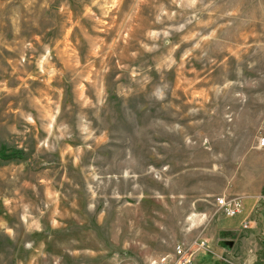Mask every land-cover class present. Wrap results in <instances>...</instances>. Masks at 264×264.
<instances>
[{
	"label": "rangeland",
	"instance_id": "1",
	"mask_svg": "<svg viewBox=\"0 0 264 264\" xmlns=\"http://www.w3.org/2000/svg\"><path fill=\"white\" fill-rule=\"evenodd\" d=\"M187 248L264 264V0H0V264Z\"/></svg>",
	"mask_w": 264,
	"mask_h": 264
},
{
	"label": "built area",
	"instance_id": "2",
	"mask_svg": "<svg viewBox=\"0 0 264 264\" xmlns=\"http://www.w3.org/2000/svg\"><path fill=\"white\" fill-rule=\"evenodd\" d=\"M215 205L221 213L226 217H235L242 211V203L239 199H226L225 197L217 198ZM242 229H247V223L244 222L241 226ZM205 243L202 242L198 249H204ZM195 254L190 248L187 249H177L172 260V264H194Z\"/></svg>",
	"mask_w": 264,
	"mask_h": 264
},
{
	"label": "crops",
	"instance_id": "3",
	"mask_svg": "<svg viewBox=\"0 0 264 264\" xmlns=\"http://www.w3.org/2000/svg\"><path fill=\"white\" fill-rule=\"evenodd\" d=\"M260 197H263L262 195L260 196H257L256 198H255V200H254V203L252 204V205H250V204H246L245 203V208H244V210H243V208H242V210H243V213H242V211L237 215V216H239L240 214H242V216H240V217H238L237 218V220H235L234 222H232V223H230L229 224V226H230V228L231 229H228V228H220V229H218V231L219 232H232V234L233 235H235L234 233L238 230V228H241V226H242V224L244 223V222H247V219H249V218H252V216L254 215L253 214V211H254V209L256 208L255 206H256V204L257 203H259L260 201ZM255 207V208H254ZM237 216H235V217H237ZM235 217H233V218H235ZM254 220H251V222H248V223H252ZM222 250H225V249H223L222 248ZM210 252V253H209ZM209 252H206V254L208 253V254H212V251H209ZM215 253V252H214ZM205 254V253H204ZM207 254V255H208ZM216 254V253H215ZM213 255V254H212ZM209 256V255H208ZM208 258V257H207ZM203 260V258H201L200 259V262ZM207 261V260H206ZM206 261L203 263V264H205L206 263ZM202 264V263H201Z\"/></svg>",
	"mask_w": 264,
	"mask_h": 264
},
{
	"label": "trees",
	"instance_id": "4",
	"mask_svg": "<svg viewBox=\"0 0 264 264\" xmlns=\"http://www.w3.org/2000/svg\"><path fill=\"white\" fill-rule=\"evenodd\" d=\"M220 234H221L220 237L223 238L224 236L228 235L229 233L228 232H221Z\"/></svg>",
	"mask_w": 264,
	"mask_h": 264
}]
</instances>
